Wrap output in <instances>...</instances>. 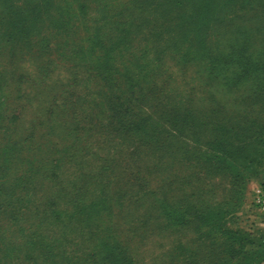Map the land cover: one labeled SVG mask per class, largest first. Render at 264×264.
<instances>
[{
	"label": "rangeland",
	"instance_id": "rangeland-1",
	"mask_svg": "<svg viewBox=\"0 0 264 264\" xmlns=\"http://www.w3.org/2000/svg\"><path fill=\"white\" fill-rule=\"evenodd\" d=\"M165 1L124 0L120 14H131L134 20L149 17L150 25L166 35L175 31L167 24L175 17V9L167 7ZM149 5L152 10H148ZM39 8L35 9L39 12ZM66 8L69 15L65 24L70 33L53 28L52 17L60 20ZM89 8L87 3L54 0L53 16L44 12L37 19L39 29L31 40L33 48L29 47L37 54L28 52L24 60L17 59L4 69L9 77L6 75L7 85L0 84V95L9 96V112L21 113L11 121L14 132L0 140L11 148L5 153L7 170L0 172V186L5 189L0 202L13 206L19 224L9 239L23 249L7 264H93L97 235L71 233L68 243H62L55 240L62 225L77 221L81 210V218H87L91 203L99 204L102 210L92 215L105 228L104 237L111 225L102 211L115 205L110 195L120 167L152 168L153 176H147L152 188L180 168L175 161L162 160L145 147L154 143L161 126L153 111L164 109L168 87L182 89L183 83L190 81L192 67L186 68L179 58L162 59V50L156 45L146 49L149 27L131 35L130 44L136 47L138 61L126 63L121 44L123 25L118 28L113 20L101 24V17L95 11L88 13ZM117 20L122 24L126 21ZM158 56L159 63L154 60ZM6 59L3 64L9 62ZM152 75L160 93L156 95L158 102L148 103L144 98L140 108L135 107L139 98L135 89L145 87ZM121 80L124 84L119 89ZM122 94L126 101L120 99ZM247 96L250 105L232 115L237 123L228 133V145L211 147L228 161L212 156V170L197 175L178 193L182 208L201 211H187L180 227L170 225L159 230L157 222H149L155 230L151 235L137 231L128 246L134 264H264V96L259 98V111L258 95ZM146 117L149 119L142 120ZM139 120L146 125L139 127ZM221 134V139L227 136L224 133L222 138ZM159 159L167 162L161 169ZM141 203L144 208L150 206L146 198ZM50 212L61 213V219L45 223L42 217ZM129 220L124 219L122 224L131 227ZM19 227L28 235H40L36 261L26 258L33 252L27 246L29 238L19 232Z\"/></svg>",
	"mask_w": 264,
	"mask_h": 264
},
{
	"label": "trees",
	"instance_id": "trees-1",
	"mask_svg": "<svg viewBox=\"0 0 264 264\" xmlns=\"http://www.w3.org/2000/svg\"><path fill=\"white\" fill-rule=\"evenodd\" d=\"M71 1L74 4H89L88 13L95 11L97 17L102 19L101 24L108 25L113 20L118 28L119 25L120 27L123 25L124 35L121 44L126 51L124 54L126 63L138 61L134 53L136 47L130 44L131 35L137 29L149 27V38L145 41L144 47L149 49L150 46L156 45V49L162 50L159 52V55H163L162 59L170 58L175 61L179 58L180 63L185 61L181 64L186 65V68L192 67L193 71L190 81L184 82L182 89L180 86L174 89L168 87L164 109L157 107V110L153 111L156 121L161 123L158 137L153 144L145 147L147 151H152L153 155H158L162 160L175 161L174 164L176 163L175 165L180 168L170 173L174 166L172 163L170 170L167 171V175L170 173L167 179L161 180L158 187L156 185L152 188L147 184V176H153L152 168L146 166L143 168L142 165L136 167L132 165L131 168L127 164L123 165L118 169L119 171H116L112 180L110 198L114 199L115 205L113 207L112 204L102 211L111 225L110 230L107 229L108 234L103 237L105 228L97 224L92 215L99 213L102 208L99 204L91 203L92 208L87 218H81L82 210L79 211L78 220L67 225L63 224L55 237L56 241L68 243V236L71 233L87 232L90 236L97 235L98 248L93 252V264H97L102 258L106 259L99 264H134L128 246L137 231L144 230L146 234L151 235L155 230L149 222H157L155 227L159 230H165L170 225L180 227L187 219V211L195 214L201 211L182 208L178 193H182L185 184L197 175L202 176L212 170L210 168L211 165L214 166L211 161L212 156L221 158V161H228L227 157L216 153L211 147L215 144L220 147L224 143L228 145L230 140L228 133L237 123V119L232 115L250 105L247 95H258L256 100L259 103L256 104L257 110H260L259 98L261 95L264 96V0H167L164 4L175 9V17L167 21V24L174 27L175 31L166 35L163 34L162 29L150 25L151 21L147 19L149 17H138L134 20L131 14L121 15L120 8L124 0ZM131 1L141 2V0H125V2ZM38 5H40L39 12L35 9ZM53 5L54 0L21 2L0 0L1 85L8 83L4 70L6 65H11L17 59L24 60L28 52L32 55L37 54V51L31 52L32 37L39 29L36 27L39 25L37 19H40L44 12H49L53 16ZM139 7L141 10L142 4ZM152 7L149 5L148 10H152ZM83 8L80 7L81 10ZM60 14V20H56L57 16L52 17L55 24L53 28L56 31L65 29L66 33H70L68 24H65L69 9L66 8ZM119 18H124L126 21L122 24V21L117 20ZM6 58L9 62L3 64L2 60ZM159 58V56L155 57L154 60L159 63ZM7 76L9 77V74ZM153 80L154 75L145 81L148 82L145 87L135 89L136 94L139 95V98L135 99L137 102L135 107L140 108L144 98L148 103L158 102L156 95L160 93L156 91ZM121 84H124V80L119 82V89ZM184 86L188 88L185 90ZM126 91L128 93L127 88ZM124 96L120 95L122 101H126ZM10 101L8 95H0V140L6 138L7 133L14 132L11 121L21 115L19 111L9 112ZM128 109L129 107L126 106L125 111ZM147 119L149 117L142 118L144 121ZM142 120H139V127L146 125ZM220 133L223 135L222 138L224 133L227 136L221 139ZM218 140H222L221 143H218ZM10 149L0 142L2 173L7 170L5 153ZM229 162L232 165V162ZM163 163L167 162L163 161ZM163 163L160 160L159 169ZM4 190L0 186V198ZM144 198L150 201L149 208H144L142 205L141 201L143 202ZM116 208H119L118 211ZM20 214L22 215V211ZM42 218L49 224L53 220L59 221L61 213L55 215L54 212H50L49 215L44 214ZM127 218L132 222L131 227L129 223V227L122 224ZM18 224L19 220L14 216L11 203L0 202V264H7L9 259L23 252L20 245L11 244L9 239L11 234L17 232L13 228ZM41 226L43 224H38L37 227ZM19 228V232L29 238L27 246L33 252L26 258L36 261L35 257L39 256L40 251V235L35 233L31 236L27 234L26 229ZM157 228L155 229L158 232Z\"/></svg>",
	"mask_w": 264,
	"mask_h": 264
},
{
	"label": "built area",
	"instance_id": "built-area-1",
	"mask_svg": "<svg viewBox=\"0 0 264 264\" xmlns=\"http://www.w3.org/2000/svg\"><path fill=\"white\" fill-rule=\"evenodd\" d=\"M262 212H264V201H263V206H262Z\"/></svg>",
	"mask_w": 264,
	"mask_h": 264
}]
</instances>
